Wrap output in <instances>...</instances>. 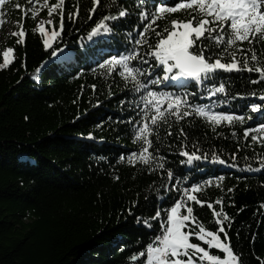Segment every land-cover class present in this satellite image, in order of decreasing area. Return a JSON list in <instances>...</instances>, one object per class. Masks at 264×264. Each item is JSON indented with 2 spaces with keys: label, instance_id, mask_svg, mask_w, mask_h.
Segmentation results:
<instances>
[{
  "label": "trees",
  "instance_id": "1",
  "mask_svg": "<svg viewBox=\"0 0 264 264\" xmlns=\"http://www.w3.org/2000/svg\"><path fill=\"white\" fill-rule=\"evenodd\" d=\"M57 2L5 0L0 5V21H14L19 27L15 32L21 26L25 31L20 43L17 35L5 36L4 48L14 51L9 54L11 63L0 69V264H137L132 257H138L159 234L160 222L150 218L158 208L181 199L177 187L183 192L193 183L199 184L193 194L205 204L188 202L196 222L189 221L185 230L198 231L201 223L218 230L215 210L227 239L218 234L233 247L238 264H264V133L257 130L264 119L250 107L261 104L264 80L251 83L259 78L255 71L224 73L216 86L225 84L226 92L209 96L214 85L207 82L191 81L186 88L171 87V82L149 84V79L163 76L162 68L149 76L148 66L136 57L128 62L140 69L135 79L121 77L122 68L109 72L100 65L113 55L135 51L155 63L146 53L156 36L143 25L150 23L159 0H100L91 12L93 0H65L62 31L60 9L48 14ZM165 2L172 5L178 0ZM35 6L40 7L38 12ZM77 10L70 19L68 14ZM122 10L129 15L106 21L109 32L89 36L104 16H118ZM35 15L44 21L51 18L52 24L44 25L49 37L54 29L60 31L50 48L43 45L45 37L37 30ZM192 15L187 8L166 13L152 28L163 31L172 19ZM141 31L146 32L148 44H135ZM204 43L210 45L213 59L222 51L208 40ZM242 47L256 50L255 62L249 52L250 66H264V42L245 41ZM55 48L86 52L90 59L53 57ZM238 59L242 63V57ZM139 84L145 87L137 91ZM148 92L182 96L191 114L180 120L168 115L166 121L153 125L150 117L155 111L145 104L152 99ZM196 106L206 112L232 113L236 122L213 123L197 115ZM161 107L166 110L167 103ZM145 123L152 129L150 145L136 137ZM246 129L253 131L245 136ZM252 135L260 139L253 141ZM142 146L147 148V162L137 159L130 164L129 156L139 155ZM196 149L198 156L207 158L187 163L181 152ZM213 153L218 161H213ZM161 163L164 169L158 167ZM169 170L174 177L168 176ZM162 215L166 220V213ZM145 221L154 229L145 227ZM191 240L207 247L195 236ZM211 252L223 255L216 249Z\"/></svg>",
  "mask_w": 264,
  "mask_h": 264
},
{
  "label": "snow or ice",
  "instance_id": "2",
  "mask_svg": "<svg viewBox=\"0 0 264 264\" xmlns=\"http://www.w3.org/2000/svg\"><path fill=\"white\" fill-rule=\"evenodd\" d=\"M64 2L65 0H58L57 3L52 4L48 8L49 16L57 9H60V31L64 27V11L62 8ZM4 3L5 0H0V5ZM44 3L47 4L48 0H44ZM99 3L100 0H93L94 7L90 12L95 11V6ZM185 8L195 13L191 19H172L170 28H165L163 31H156L152 28L156 20L163 18L166 13H174ZM77 15L78 10L68 14L70 19H74ZM128 15L127 10H122L119 11L118 16H104L91 28L89 36L97 34L100 30L109 32L111 29L106 24V21H116ZM139 15L143 17L145 13L140 12ZM89 18L91 19V16ZM47 23L51 25L52 20L49 19ZM143 28L145 30L151 29L156 36L154 47L150 46V50L146 53L148 57L154 59V64L140 57L139 52L135 51L129 52L128 55H113L109 59L104 60V63L100 66L106 67L109 72L122 68L123 70L119 72L121 77H125L127 74V76L135 79V73L139 72L140 69L130 67L128 62L136 57L140 59L142 64L148 66L149 76L153 74V69L158 72L162 68L163 76H157L155 80L149 79V84L158 85L171 82L169 85L171 87L186 88L188 81L207 82L214 85L208 90L209 96L226 92L225 84L219 83L216 86L218 79H224V73L255 71L259 74V78L252 80L251 83L256 84L264 80V66L253 67L249 64V52H251V61L255 62L258 60L256 50L242 47L245 41L249 45L254 42H264V0H178L172 5H168L165 0H159L158 5L150 15V23L146 22ZM37 30L45 37L43 45L46 49L51 47V40L58 38L60 35V31L54 29L49 37L42 24L38 25ZM12 35L19 36L20 40L17 42L20 43L23 42L25 31L21 26L20 31L13 32ZM137 35L140 39L134 38L135 44L149 43L145 31H141ZM205 40L212 42L216 47L222 48L216 58L213 59L209 55L211 47L209 44L204 43ZM13 51L12 47H8L3 52V63L0 64V69L11 63L9 54L13 53ZM51 54L53 57H57L59 54L66 61L73 59L78 61L81 58L90 59L89 54L86 52L76 53L66 48H55ZM238 55L242 57V63L238 59ZM223 56H230V62H222L221 57ZM92 87L95 88V85H92ZM144 87V84H139L137 91ZM147 95L152 99L145 100L146 107L155 111V115L150 117L153 125H156L161 120L166 121L168 115H173L177 120H180L182 116L191 114L188 111L190 106L182 96L167 92H148ZM252 95H255V93H252ZM157 97H160V99H156ZM260 100L261 104L253 103L250 107L259 114L260 118L264 119V107H262L264 105V95L260 96ZM165 102L167 103L166 110L161 107ZM194 111L197 115L206 116L213 123L227 121L232 124L236 122L234 115L229 112H206L200 106H196ZM257 130L260 133H264V123L258 124ZM151 131L152 129L149 125L145 123L136 132V137L143 142V145H150L151 141L148 139V133ZM251 131L253 129H246L245 136H248ZM181 134H183V129H181ZM168 135L171 136L172 133L169 132ZM89 136H91V133H89ZM251 139L256 141L260 137L252 135ZM261 143H264V139H261ZM198 151L199 149L191 153L183 151L181 155L187 158V163L189 164L194 163L195 160L207 158L206 155L203 157L198 156ZM147 154V148L142 146L141 153L137 155V153L133 152L129 156L128 162L132 164L137 159L147 162L145 160ZM233 158H235V154H233ZM218 160L219 158L213 153V161ZM219 162L223 163L224 161ZM158 167L164 169L165 165L161 163L158 164ZM261 171H264V169H261ZM167 174L170 178L175 175L171 170ZM217 179L222 178L217 177ZM205 183H210V181H205ZM198 190L199 184L196 183H193L190 189L186 188L183 192L177 187L176 191L181 195V199H176L169 207L157 209L154 216L150 219L160 222L159 234H155L154 240L147 243L145 246L146 251L140 252L139 257H132L133 260H137V264H140L141 261L144 264H238V257L234 253L233 247L229 243L223 242L218 234L223 233L225 239H227V232L219 219V213L215 210H213V216L216 217L215 222L220 225L218 230H208L202 223L198 225V231L185 230L190 227L189 221L193 224L196 222V217L193 215L194 209L188 202H195L201 206L205 204V201L198 199L197 195L193 194ZM231 190L228 189V191ZM216 203L221 204L222 201L217 200ZM208 207L212 208V204L208 203ZM182 209L185 211L182 212ZM162 213H166V220L163 218ZM129 214H131V209H129ZM225 219H227L226 215ZM144 223L145 227L154 229L153 223L148 221ZM193 236L198 241L206 244L207 247L202 246L201 243L192 242L191 237ZM212 249L219 250L223 255L212 254Z\"/></svg>",
  "mask_w": 264,
  "mask_h": 264
},
{
  "label": "rangeland",
  "instance_id": "3",
  "mask_svg": "<svg viewBox=\"0 0 264 264\" xmlns=\"http://www.w3.org/2000/svg\"><path fill=\"white\" fill-rule=\"evenodd\" d=\"M40 6V5H39ZM39 6L34 7V11L38 12L40 10ZM37 17V27L38 25H46L48 24L47 21L51 18H48L46 21L42 20L38 15H35ZM16 30H19L18 25L14 21H3L0 23V50L4 52L6 49L4 48L5 43V36L6 35H12L13 32ZM253 113H256V111L251 110Z\"/></svg>",
  "mask_w": 264,
  "mask_h": 264
},
{
  "label": "built area",
  "instance_id": "4",
  "mask_svg": "<svg viewBox=\"0 0 264 264\" xmlns=\"http://www.w3.org/2000/svg\"><path fill=\"white\" fill-rule=\"evenodd\" d=\"M144 251H146V249H145ZM138 257H139V255H138ZM141 264H144V262H143V261H141Z\"/></svg>",
  "mask_w": 264,
  "mask_h": 264
},
{
  "label": "water",
  "instance_id": "5",
  "mask_svg": "<svg viewBox=\"0 0 264 264\" xmlns=\"http://www.w3.org/2000/svg\"><path fill=\"white\" fill-rule=\"evenodd\" d=\"M136 260H133V262H135Z\"/></svg>",
  "mask_w": 264,
  "mask_h": 264
}]
</instances>
